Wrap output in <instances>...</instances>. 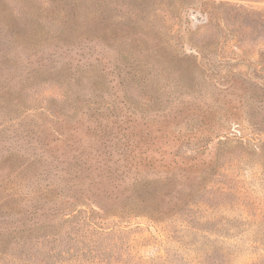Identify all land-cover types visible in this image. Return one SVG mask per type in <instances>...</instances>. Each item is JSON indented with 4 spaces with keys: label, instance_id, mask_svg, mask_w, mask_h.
Segmentation results:
<instances>
[{
    "label": "rangeland",
    "instance_id": "374dc122",
    "mask_svg": "<svg viewBox=\"0 0 264 264\" xmlns=\"http://www.w3.org/2000/svg\"><path fill=\"white\" fill-rule=\"evenodd\" d=\"M3 16L59 45L8 47L46 73L0 90V264H264V0H0L8 43Z\"/></svg>",
    "mask_w": 264,
    "mask_h": 264
},
{
    "label": "trees",
    "instance_id": "16d2710c",
    "mask_svg": "<svg viewBox=\"0 0 264 264\" xmlns=\"http://www.w3.org/2000/svg\"><path fill=\"white\" fill-rule=\"evenodd\" d=\"M1 12H3L1 10ZM16 18V17H15ZM19 19V18H18ZM17 19V20H18ZM3 22L6 23L7 28H5V32L4 35L9 34L10 35V40L8 41V43H5V41H1L0 40V80H2V83H4V86H0V90H4L5 88H10V86H16L17 83H22L25 85L28 84H32L34 83L38 78V76L43 75L44 73H46V66H44V63L42 61L45 60V58H41L40 63L36 64V66H34V63L31 62V68H24L23 71L25 72V75L22 74L23 72L20 69V72H17V69H19V66L15 67V72L14 71H10V66H8V64H5V61H10L12 60L13 62H19L22 59H20L18 57V55H12L11 52L9 51L8 47H22L24 48V52L25 53V58H27V60H29V58L31 57V53L35 52V50L42 51L44 49H48L49 53L51 52V54H54V50L58 48L59 45V35L56 36V34L48 32V30H46L45 26H42L40 24H38V26L36 28H32V20H29V25L30 27L25 28V30H28L29 32V38H27V42L26 44H24V40H23V36L19 31L15 30V27L13 26L14 23H12L10 21L9 18L6 17H2ZM16 20V21H17ZM17 28H19V24H17L16 26ZM7 29V30H6ZM89 32V31H88ZM1 34V33H0ZM84 35L82 34V37ZM5 37V36H4ZM73 44V43H72ZM77 44L73 45V48H75ZM6 50V52H5ZM17 50V49H15ZM127 55H133L129 50L127 51ZM30 63V62H29ZM48 68V67H47ZM75 69H79L82 74L84 75H88L93 69H91L90 65L88 66H80V67H74ZM52 70V69H51ZM103 71V69H100ZM129 72V80L132 81L131 75L135 78L137 77L138 74V68L135 67V65L133 66V69L128 71ZM135 72V73H134ZM102 74V73H101ZM142 74V73H141ZM24 75V76H23ZM145 77V76H144ZM146 78V77H145ZM102 80L98 79L95 81V88L96 90H102V87L104 86L102 84ZM13 88V87H11ZM94 105L89 104L88 106H90L89 110H99L100 106L102 105L99 102H92ZM99 103V104H98ZM93 106V107H92ZM120 111H118V109H113L112 111L109 112V114H102V118L106 120V122L104 121H100L98 124H101V126L103 125L104 127H112V125L114 126L115 124L113 123H117L119 122L118 120L113 121V119L115 120V118L117 116H119ZM100 114V113H99ZM110 117H112V120H110ZM128 118H131L129 116H127ZM124 123L127 120H121ZM129 121V119H128ZM121 126V125H120ZM42 226V225H41Z\"/></svg>",
    "mask_w": 264,
    "mask_h": 264
}]
</instances>
